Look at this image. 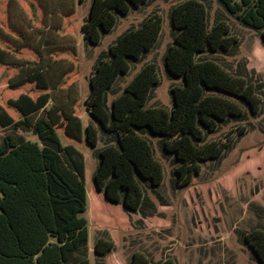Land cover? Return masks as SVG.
Segmentation results:
<instances>
[{
  "label": "trees",
  "instance_id": "16d2710c",
  "mask_svg": "<svg viewBox=\"0 0 264 264\" xmlns=\"http://www.w3.org/2000/svg\"><path fill=\"white\" fill-rule=\"evenodd\" d=\"M149 1L92 0L82 26L85 38L99 44L102 35L116 26L117 14L127 15ZM215 1L243 27L255 31L264 46V0ZM40 3L46 15L47 5ZM14 4L16 0H9L7 29L0 28V65L18 71L9 82L10 89L33 84L42 92L37 98L22 93L9 99V105L20 113L18 119L0 104V127L8 131L0 142V264H91L89 221L84 216L88 210L85 156L61 139L64 136L78 144L87 140L91 146L99 141V130L91 123L84 126L81 98L74 91L77 64L67 57L75 54V48L51 40L42 48L37 46L13 22ZM74 14L70 9L62 14V24L46 28L63 31L64 20ZM209 17L203 0H184L172 9L176 35L166 54V67L185 84L172 88L171 111L147 107L153 88L160 82L154 62L127 84L111 110L106 105L108 90L120 75L130 71L131 61L157 45L163 30V17L158 12L111 45L110 58L98 63L90 79L86 110L101 129L114 132L118 139V146L107 145L100 152L96 189L107 204L121 205L128 215L142 207L143 181L155 187L164 181V167L139 130L164 138L165 151L177 162V186L188 187L202 172V163L220 158L235 141L234 134H243L246 128L231 130L226 141L202 144L207 132H215L219 123L230 117L243 116L244 106L256 115L264 112L263 84L247 69L235 73L217 61L197 59L208 50L228 53L240 41L225 20L216 21L209 29ZM25 49L33 50L37 59L19 57ZM30 134L38 140L30 139ZM244 240L257 261L264 264V227L245 234ZM114 249L115 243L107 237H100L95 246L100 256ZM130 264L176 262L172 258L155 262L148 254L135 252Z\"/></svg>",
  "mask_w": 264,
  "mask_h": 264
},
{
  "label": "rangeland",
  "instance_id": "374dc122",
  "mask_svg": "<svg viewBox=\"0 0 264 264\" xmlns=\"http://www.w3.org/2000/svg\"><path fill=\"white\" fill-rule=\"evenodd\" d=\"M42 1L47 5L46 15ZM183 1L150 0L139 8H133L127 15L117 14L116 26L102 35L99 44H91L82 32L92 0H16V5L12 6L13 22L40 48L46 40L75 48V54L67 57L68 61L74 60L77 64L74 91L81 98L80 113L84 126L93 124L99 130V141L96 146H91L87 140L78 144L64 136L61 139L64 144L78 147L85 156L88 210L84 216L89 221L91 264H130L135 252L146 253L155 262L172 258L176 264H260L244 236L264 227V112L256 115L244 106L243 116L230 117L219 123L215 132H207L202 144L217 139L226 141L231 130L246 128L243 134H234L235 141L220 158L202 163V172L188 187L177 186V162L174 155L165 151L164 138L151 134L147 129L139 130L164 167V181L158 187L150 181H143L144 201L136 213L128 215L121 205L107 204L104 195L96 189L95 174L101 150L107 145L118 146L117 135L101 129L85 107L96 66L101 60L110 58L111 45L123 34L138 28L153 13H160L163 30L157 45L140 59L131 61L130 71L120 75L108 90L106 105L111 110L114 99L124 92L127 84L145 65L154 62L158 66L160 82L153 88L147 107H163L171 111L174 108L172 88L183 86L185 82L169 73L165 59L176 35L172 9ZM203 1L210 12L208 28L211 29L216 21L225 20L231 26V34L240 41L228 53L208 50L198 54L197 59L217 61L232 72H240L244 67L252 78L262 82L264 99V46L260 36L225 13L215 0ZM8 2L0 0V28L4 30L8 23ZM70 9H74L75 14L64 20L63 31L57 33L46 28L62 24V14ZM19 57L34 61L37 54L25 49ZM17 73L16 69L0 65V104L7 107L16 119L20 113L9 105V99L22 93L37 98L42 92L33 84L10 89L9 82ZM7 132L0 127V142ZM29 138L38 140L32 134ZM100 237H107L115 243L112 253L100 256L95 252Z\"/></svg>",
  "mask_w": 264,
  "mask_h": 264
}]
</instances>
